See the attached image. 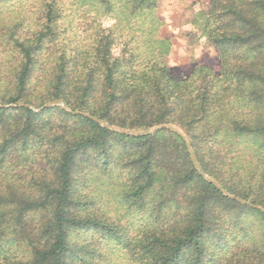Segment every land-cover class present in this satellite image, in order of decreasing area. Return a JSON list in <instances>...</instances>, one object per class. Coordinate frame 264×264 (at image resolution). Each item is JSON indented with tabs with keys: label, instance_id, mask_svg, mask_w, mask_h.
I'll return each instance as SVG.
<instances>
[{
	"label": "trees",
	"instance_id": "obj_1",
	"mask_svg": "<svg viewBox=\"0 0 264 264\" xmlns=\"http://www.w3.org/2000/svg\"><path fill=\"white\" fill-rule=\"evenodd\" d=\"M28 1L0 0V264H100L117 248L135 264H264V214L207 182L178 134L18 107L177 125L204 174L264 208V0L196 14L220 71L184 81L152 40L158 0ZM117 190L143 225L151 213L141 234L101 210Z\"/></svg>",
	"mask_w": 264,
	"mask_h": 264
},
{
	"label": "rangeland",
	"instance_id": "obj_2",
	"mask_svg": "<svg viewBox=\"0 0 264 264\" xmlns=\"http://www.w3.org/2000/svg\"><path fill=\"white\" fill-rule=\"evenodd\" d=\"M31 2L32 0L28 1V3ZM211 3L212 0H158L154 12L158 21L154 22V26L151 27L152 29L155 28L152 33V40L154 42H163L166 47L168 46V54L164 58V62L168 68L169 76L178 81L188 80L201 66H207L215 73L220 71V59L216 48L202 41L200 33L192 26V21L196 14L202 10H209ZM160 46L161 45H155L154 47L157 49ZM161 126H170L176 129L187 140L181 127L177 125ZM113 128L133 133H144L152 129L128 130L117 127ZM124 178L127 180L126 176ZM107 186L113 188L110 184L106 185V187ZM105 189H103V192H105ZM121 195L122 192L117 190L112 198H106L105 201L107 204L105 202L104 207L101 205V210L105 214L108 213L112 221L118 224L120 223L125 230L130 229L133 236L139 235L148 227L151 213L145 214V223L143 225V223L137 219V214L139 213L128 211L125 208L121 200ZM138 224H141V226ZM100 238H103L102 233L95 235V240L93 241L97 248L101 246ZM113 245L114 244H110L109 246ZM108 251H110L109 248L101 247L103 255ZM109 255L110 257L105 258V261L101 260L100 264H135V261H133L130 256L126 255L121 248H117L114 253L112 252V254Z\"/></svg>",
	"mask_w": 264,
	"mask_h": 264
},
{
	"label": "water",
	"instance_id": "obj_3",
	"mask_svg": "<svg viewBox=\"0 0 264 264\" xmlns=\"http://www.w3.org/2000/svg\"><path fill=\"white\" fill-rule=\"evenodd\" d=\"M12 107H16V106H12ZM18 107H24V108H28L34 112H41L45 109H49V108H52V107H61L63 108L65 111L67 112H70V113H73L74 115H81V116H84L92 121H94L95 123H97L98 125H100L101 127L109 130L110 132H114V133H117V134H120V135H125V136H132V137H140V136H150V135H153L155 133H158L160 131H163V130H168V131H171L173 133H177L179 134L185 141L186 143V148H187V151H188V154L190 155V158H191V161L194 165V168L199 172V174L201 176H203V178L209 182L210 184H212L217 190H219L225 197L231 199V200H235L237 202H239L240 204L242 205H245V206H248L252 209H255V210H258L259 212L263 213L264 214V208L263 207H260V206H256V205H253L251 203H248L246 201H243V200H240V199H237L235 198L232 194H230L226 189H224L220 184H218L217 182H215L212 178H210L209 176H207L206 174H204L201 170V167H200V164L198 162V159L196 157V154L194 153L193 149H192V146L188 143V141L182 136V134H180L176 129L170 127V126H159V127H156V128H152L151 130L147 131V132H144V133H133V132H128V131H123V130H118V129H115L111 126H109L108 124H106L104 121L98 119L97 117H94L90 114H86V113H83V112H71L70 110H68V108L66 107L65 103L62 101V100H53V101H50L48 103H46L43 107H41L40 109H35L34 107L32 106H29V105H20Z\"/></svg>",
	"mask_w": 264,
	"mask_h": 264
}]
</instances>
